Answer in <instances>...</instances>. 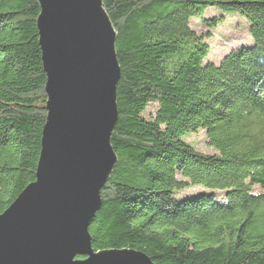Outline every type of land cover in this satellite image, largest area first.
Masks as SVG:
<instances>
[{
	"label": "trees",
	"instance_id": "16d2710c",
	"mask_svg": "<svg viewBox=\"0 0 264 264\" xmlns=\"http://www.w3.org/2000/svg\"><path fill=\"white\" fill-rule=\"evenodd\" d=\"M104 5L122 75L118 162L89 228L94 249L132 248L154 264H264V0ZM40 11L38 0H0V214L35 181L41 151ZM229 15L252 44L215 63L211 34L192 21L214 29ZM199 131L215 153L185 140ZM189 187L203 190L180 194Z\"/></svg>",
	"mask_w": 264,
	"mask_h": 264
},
{
	"label": "water",
	"instance_id": "95a60500",
	"mask_svg": "<svg viewBox=\"0 0 264 264\" xmlns=\"http://www.w3.org/2000/svg\"><path fill=\"white\" fill-rule=\"evenodd\" d=\"M38 1L47 118L35 181L0 214V264H154L132 248L96 251L89 231L118 162L122 73L104 0Z\"/></svg>",
	"mask_w": 264,
	"mask_h": 264
},
{
	"label": "rangeland",
	"instance_id": "374dc122",
	"mask_svg": "<svg viewBox=\"0 0 264 264\" xmlns=\"http://www.w3.org/2000/svg\"><path fill=\"white\" fill-rule=\"evenodd\" d=\"M211 16V15H209ZM192 26L198 31L203 33H210L207 41L210 44L211 52L209 60L219 63L221 59L230 51L244 45L252 44V39L248 31L246 21L239 15L226 16L224 21L216 28H209L204 26L199 20H193ZM150 111L155 110V105L150 106ZM185 140L195 146L199 151L213 154L215 149L207 144V138L203 131L192 133L188 135ZM202 187H189L180 194H190L192 192L201 191Z\"/></svg>",
	"mask_w": 264,
	"mask_h": 264
}]
</instances>
